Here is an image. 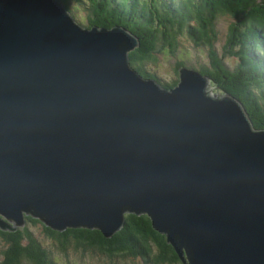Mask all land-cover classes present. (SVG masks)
<instances>
[{"label":"water","instance_id":"obj_1","mask_svg":"<svg viewBox=\"0 0 264 264\" xmlns=\"http://www.w3.org/2000/svg\"><path fill=\"white\" fill-rule=\"evenodd\" d=\"M137 45L61 0H0V229L108 237L145 214L183 264H264V127L195 68L141 76Z\"/></svg>","mask_w":264,"mask_h":264},{"label":"trees","instance_id":"obj_2","mask_svg":"<svg viewBox=\"0 0 264 264\" xmlns=\"http://www.w3.org/2000/svg\"><path fill=\"white\" fill-rule=\"evenodd\" d=\"M61 1L69 9L73 1L76 8L82 5L86 26L131 31L139 44L128 60L141 76L173 87L177 77L161 78L150 63L163 54L175 56L174 74L181 65L199 70L216 91L241 102L254 127H264V0ZM183 40L205 51L203 59L178 54ZM24 220L15 229H0V264H183L145 214L126 213L122 227L108 237L84 227L58 231L30 215Z\"/></svg>","mask_w":264,"mask_h":264},{"label":"rangeland","instance_id":"obj_3","mask_svg":"<svg viewBox=\"0 0 264 264\" xmlns=\"http://www.w3.org/2000/svg\"><path fill=\"white\" fill-rule=\"evenodd\" d=\"M74 3H75V1L70 3L71 12L75 15L76 20L83 25L86 23L87 12L83 8L82 5L79 6L78 8H76V6H74ZM224 25H226L225 21H224ZM221 43H222V41L217 42V45L218 44L221 45ZM178 49H179L178 54L181 51H184L183 55L188 57V59L190 61H195L198 58L203 59V56L205 54V51H202V50H199L195 47H192L191 44H189L188 40L180 41ZM174 60H175V56L171 57V56H169V54H163V55H160V57L156 63H150V67L152 69H154L155 71H157V73L162 76L161 78L173 79L174 77H177V74H174L172 71V65H173ZM225 60L228 64L233 63V59L230 56L226 57ZM213 89H214V91H216L215 88H213ZM71 261H74V260H71ZM126 263L127 262H125V264ZM137 264H141V263L138 262Z\"/></svg>","mask_w":264,"mask_h":264},{"label":"clouds","instance_id":"obj_4","mask_svg":"<svg viewBox=\"0 0 264 264\" xmlns=\"http://www.w3.org/2000/svg\"><path fill=\"white\" fill-rule=\"evenodd\" d=\"M71 13V15L74 17V19L76 20V17H75V15L72 13V12H70ZM77 21V20H76ZM78 22V21H77ZM79 23V22H78ZM79 24H81V23H79ZM82 25V24H81ZM87 24H83L82 26H86ZM88 27V26H87ZM139 44V43H138Z\"/></svg>","mask_w":264,"mask_h":264}]
</instances>
